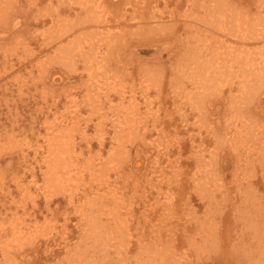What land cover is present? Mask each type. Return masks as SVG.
<instances>
[{
	"label": "rangeland",
	"instance_id": "374dc122",
	"mask_svg": "<svg viewBox=\"0 0 264 264\" xmlns=\"http://www.w3.org/2000/svg\"><path fill=\"white\" fill-rule=\"evenodd\" d=\"M71 1L0 0V264L12 262H14L12 264H70L64 258L65 253L62 252V246L67 241L65 236L70 239L76 234L79 220L77 208L81 203L77 201L76 197H73L74 194L71 195L72 199L69 198L71 201L67 199V193L63 194V191H69L67 186L63 190L59 189V186L44 184L45 158H43L42 152L46 149V143L49 142L50 137L55 134H57L56 139L58 137L59 140L60 138L68 140V146L72 147L70 154L77 161L84 163L88 157L90 158L88 160H90L91 167L88 172L82 173L85 180L79 182L80 186L88 188L90 185L94 188L98 187L101 182L103 185V181H105L103 186L100 185L106 189L108 195L114 194V191L122 195L115 198H118L120 202L118 200L117 203H115L116 200L113 201L114 208H119L116 210L120 212L118 218L121 219L117 220L114 226L118 230L114 229V235H111L113 240L109 239L111 242H107L109 247L111 246V250H108L109 253L104 251L102 254H97L96 259L91 258L87 252L82 253L83 264H125L128 263V259L133 260L135 258L133 257L134 254L137 255L136 258L141 260L144 257L143 264L147 260L149 261V258L151 260L149 264H157L159 261L161 263L163 261L162 264H238V253L230 246L239 227V221L235 215V209H237L235 204H237L236 192L242 188L235 183L237 179H242L245 176L243 179L245 185L243 186H247L248 179L253 181L255 178L259 182L258 200L262 201L264 199V174H262L264 170L258 167L257 158L254 160L253 157H250L251 165L249 167L257 165L256 170H252L254 177L246 176L250 171L244 175L239 173V175L234 168L235 154L228 145V135H225L224 131H232L234 125L238 123V120L235 122L236 119H247L250 115L251 131L242 135L248 141V145L251 143V139L256 133L252 131L253 125L255 127L256 122L259 121V123L264 124V87L260 86V90L254 92V95L251 96L253 100L248 106L237 108V110L236 108L230 109L231 104L229 103H238L239 99L236 98L232 101L231 95L235 91L229 90L226 80L220 83V79H218L216 84L220 83V90H212L213 92L209 91L208 94L203 85L204 90H198L203 93H200L201 99L198 98L200 94L197 90L189 95H184V90H188L185 85L189 84L188 77H197L201 74L197 71L194 72L192 65L188 64V62L196 60V56L193 57L194 45L201 39L196 36L207 35L210 39L208 41L212 45H215L218 38L221 40L223 38L222 41L225 42H222L223 45L221 44V46L227 45L230 49L232 42L236 47H240L238 42L235 43L236 40L239 41L240 34L237 37L238 31L234 28L228 30L229 33H225L218 32L211 26L210 28L206 27L207 24L201 20V17L205 16L202 0H99V2L98 0H91L90 4L95 5L97 2L102 5L103 11L101 10V12L103 14L99 13L101 16L96 13L93 16L91 13L89 15L85 9H81V0H75V4ZM4 5L7 11H2ZM247 7L248 11L255 15L254 17L257 16V26L259 28L264 27V0H262L261 6L254 0H241L238 4V8L241 9L240 12L246 10ZM259 7L260 9H258ZM87 14L92 19L84 18L85 15L89 17ZM150 15L152 19H150ZM98 16H100L101 21H96L99 19ZM60 22L63 24L60 25ZM154 24L156 25L153 26ZM94 29L97 32L101 31V33L97 34ZM204 29L208 30L205 31ZM84 30L86 34L83 32ZM104 31L106 32L103 33ZM90 32L96 34H92L93 37L104 35L103 38H110L111 42L109 39L107 40L109 42L105 40L102 42L100 39V41L94 40V38L91 40ZM233 32L236 33V36ZM115 33L118 36H115ZM78 35H82L81 38L85 37L86 40L84 38H82L83 41L78 39L80 38L77 37ZM230 36L235 41H232ZM196 38L199 40L197 41ZM167 41H169L168 46L164 44ZM104 42L108 44L105 45ZM255 45L259 48L264 46L262 42H257ZM106 47H108V50L106 49L107 54L104 50ZM257 47L254 50L255 55L259 51L264 52ZM93 48L98 51L97 54ZM60 50L63 52H61L62 55ZM93 52L95 53L92 55ZM100 52L105 54H103L104 58ZM190 52L192 55L189 54ZM83 53L85 54L83 55ZM245 53L247 52L245 51ZM200 59H204V57L202 56ZM221 61L223 62L224 59ZM252 61L253 58H245V56L242 59L237 58L235 59L237 64L231 66L230 71H236L245 62L250 63ZM186 64L190 68L185 66ZM223 67L224 70H228L227 64H224ZM175 68L177 72L174 70ZM197 68L196 70L199 69ZM179 69L181 70L179 71ZM94 71L96 72L94 73ZM144 74L146 75L144 76ZM173 76L174 78H172ZM153 78L159 79L157 80L158 87L153 85L157 82ZM96 81L98 84L103 81L104 85L103 83L102 86L98 85ZM147 84L150 85L147 86ZM154 87L157 88V91ZM179 91L181 94L178 93ZM93 95H96V100H92ZM114 105L115 109L112 108ZM127 105L133 106L131 111L129 107H126ZM259 106L262 112L259 111ZM255 110L261 114H254ZM87 115H90V119ZM115 115L118 117L117 119ZM256 116L259 117V120ZM126 117L127 121H130L129 118L131 121L134 118L132 123L134 122L136 125L138 122V126L134 127L130 123L131 126L129 127ZM99 118L103 120L101 121ZM122 118L125 120L120 122L121 124H117L116 122L121 121L119 119ZM116 124L121 127H117ZM51 125H53L52 127L55 125V128H52ZM118 128L124 133L119 134ZM125 128L128 132L125 131ZM150 128L151 130H149ZM131 130L135 133L133 134L134 138ZM59 134L62 137H59ZM117 134L119 135L116 136ZM128 139L131 141L134 139V141L130 144ZM143 142H148L149 148L143 145ZM223 142L228 143L223 144ZM44 146L46 147L44 148ZM113 148H117L116 151ZM119 148L122 150L120 151ZM108 149L112 151L109 152ZM207 149L214 152L210 155ZM117 150L121 153H118ZM123 150L127 152L122 154ZM200 156L204 157H202V161L197 162L196 157ZM165 159H168L169 162ZM204 159L205 161L209 160L211 164H205V173L200 171ZM115 163L118 165L112 167ZM174 170L177 177L172 174ZM89 173L94 178L88 179ZM201 178L204 180V191H202L203 187L198 184L203 181ZM106 184L107 186H105ZM74 186L71 184V192H74L76 187ZM160 189L161 194L158 192ZM102 195L106 196V194ZM154 195L158 204L153 202L155 201ZM81 199L83 203V197ZM105 199L100 200L105 202L103 201ZM161 199L162 201H159ZM121 201L123 204L119 206ZM107 204L111 206V202ZM154 204L156 206L152 207ZM160 205L167 209H161ZM184 206L190 208L185 207V209ZM206 207L207 209H205ZM187 209L190 210L187 211ZM167 211L171 213L169 214ZM165 213L169 217L167 214L164 215ZM204 213L207 215L214 214V217L211 216L212 221L207 223L216 226L213 234L216 236L213 237H217L216 240H219L221 245L215 243L216 245L209 246L202 251V249L196 248L198 245L196 247L191 245L189 237L192 238V235L197 237L198 232V225L195 229V225L191 224L192 219H196L195 216L203 219ZM166 216L169 219L165 218ZM122 219L125 221L122 222ZM189 220L192 221L187 222ZM119 222L120 224L122 222L121 226ZM151 222L155 223L152 224ZM103 223H107L106 220H103ZM150 223L157 230L151 228ZM17 229L23 233L19 237L20 239L14 235L18 231ZM148 229H150L151 235ZM120 231L126 234H122V238L121 236L117 238L119 234L121 235ZM50 236L52 239L48 240ZM167 236L169 237L167 238ZM116 241H120L121 245L118 242L119 246H117ZM125 241L128 243L126 244L127 249L124 245ZM140 243L143 244L140 245ZM226 243L228 247H226ZM152 244L156 247L159 246L158 250L154 246L153 249L149 247ZM144 245H148V247H144ZM199 245L202 244L199 243ZM115 246L119 251L117 248H115L117 250L113 248ZM166 246H168V252L162 251L161 249L164 250ZM151 249L152 255H149ZM114 254L116 256L121 255V258L119 256L117 259Z\"/></svg>",
	"mask_w": 264,
	"mask_h": 264
},
{
	"label": "bare ground",
	"instance_id": "6f19581e",
	"mask_svg": "<svg viewBox=\"0 0 264 264\" xmlns=\"http://www.w3.org/2000/svg\"><path fill=\"white\" fill-rule=\"evenodd\" d=\"M73 1V3H74V1L75 0H72ZM71 1V2H72ZM82 1V6L80 5V7H81V9H85V11H87L88 12V14L90 15V13H91V15L93 16V15H95V13L96 14H99V13H102L103 14V12H101V10H102V5L101 4H98L97 2H96V4L95 5H93V4H90L89 2H92L91 0H81ZM239 1V2H238ZM240 1L241 0H202V3L204 4V8H203V10H204V14H205V16L204 17H201V20H203L204 21V24H207V26L206 27H209L210 28V26H211V28L213 29H215L216 31H218V32H225V33H229V31L228 30H230V29H235L236 31H238L237 32V37H238V35L240 34V38L242 39V40H244V41H242L240 38H239V41H235L231 36V40L232 41H235V43H237L238 42V44H239V46L240 47H236L235 45H234V43L232 42V45H231V47H230V49H229V47L227 46V45H224L223 47L221 46V44H222V42L224 43L225 41H222L223 40V38H222V40L221 39H217V41L215 42V45H212L209 41H208V39H209V37L207 36V35H198V36H196V37H200L201 39L199 40L198 38H196V40L198 41V43H195V45H194V47H195V49H194V52H193V57L194 56H196L195 58H196V60H194V61H190V62H188V64L189 65H192L191 67H193L194 68V72L195 71H197V72H199V73H201L199 76H195V77H192V78H190V77H188L189 78V84H191L192 85V87H191V85L189 86V84H185L186 85V87L188 88V90L186 89V90H184V95H189V94H193L194 93V91H198V90H200V89H202V91L204 90V88H203V85H204V87H205V90H206V93L208 94V92L209 91H211V92H213V91H217V90H220V87H219V84L221 83V81H223V80H226L227 81V86L229 87V90H232L234 93L231 95V99H232V101H234L236 98L237 99H239L238 101V103L236 102V103H234L233 104V102L232 103H229V104H231L230 105V109L232 108V110H234L235 108H236V110H237V108L239 109L240 107L242 108V107H246V106H248V104L253 100V98L251 99V96H253L254 95V92L256 93V91L257 90H260V86H263L264 87V52H257L258 54L257 55H255L254 53V50H255V48L257 47L256 45H255V43L257 44V42H262L263 44H264V27H258L257 25H258V23H256V17H254L255 15H253V13H251V11H248L249 9H248V7H247V9L246 10H244V11H242V12H240V10L241 9H239L238 8V4L240 3ZM69 2H70V0H69ZM98 2H99V0H98ZM188 2V1H187ZM254 2H257V4L259 5V6H261V2H262V0H254ZM72 3V4H73ZM238 3V4H237ZM51 4V3H50ZM75 4V3H74ZM7 5V4H6ZM106 5V4H105ZM200 6H203V5H200ZM8 7V6H7ZM152 7V6H151ZM2 8V7H1ZM3 8H4V10H2V11H7L6 10V8H5V5L3 6ZM11 8V7H10ZM202 8V7H201ZM237 8H238V10H237ZM258 9H260V7L258 8ZM9 10V9H8ZM77 10V9H76ZM91 11V12H90ZM93 11V12H92ZM103 11V10H102ZM77 12V11H76ZM86 12V13H87ZM134 13V12H133ZM2 14V13H1ZM4 14H7V13H4ZM3 14V15H4ZM76 14V13H75ZM87 14V15H88ZM258 14V13H257ZM2 15V16H3ZM88 15V16H89ZM100 15V14H99ZM107 15V14H106ZM262 15V14H261ZM1 16V15H0ZM101 16V15H100ZM100 16H98L99 17V19H97L96 21H98V20H100ZM153 16V15H152ZM61 17V16H60ZM83 17V16H82ZM98 17H95V18H98ZM103 17H104V15H103ZM110 17V16H109ZM141 17H143V16H141ZM84 18H91L90 16L89 17H87L86 15H85V17ZM121 18V17H120ZM119 18V19H120ZM133 18H135V17H133ZM148 18V17H147ZM83 19V18H82ZM92 19V18H91ZM142 19H144V18H142ZM150 19H152L151 18V15H150ZM150 19H148V20H150ZM156 19V18H155ZM258 19V18H257ZM63 20V19H62ZM132 20V19H131ZM259 20V19H258ZM257 20V21H258ZM83 21V20H82ZM89 21H90V19H89ZM88 21V22H89ZM101 21V20H100ZM104 21V20H103ZM147 21V20H146ZM264 21V20H263ZM2 22V21H1ZM65 22H67L66 20H65ZM71 22V21H70ZM105 22V21H104ZM149 22V21H148ZM202 22V21H201ZM68 23V22H67ZM77 23H78V21H77ZM58 24V23H57ZM60 25H62L61 24V22L59 23ZM93 24H94V22H93ZM96 24V23H95ZM98 24V23H97ZM152 24V23H151ZM164 24V23H163ZM261 24H262V22H261ZM264 24V23H263ZM53 25V24H52ZM71 25V24H70ZM86 25H88V24H86ZM156 24H154L153 26H155ZM14 26V25H13ZM72 26H73V23H72ZM75 26V25H74ZM6 27V26H5ZM53 27V26H52ZM166 27V26H165ZM205 27V26H204ZM89 28V27H88ZM145 28V27H144ZM148 28V27H147ZM156 28H157V26H156ZM155 28V29H156ZM90 29V28H89ZM142 29V28H141ZM160 26H159V31H160ZM53 30V29H52ZM71 30V29H70ZM96 29H94V31H95ZM98 30H100V29H98ZM143 30V29H142ZM141 30V32H143ZM157 30V29H156ZM205 30V29H204ZM208 30V29H207ZM207 30H205V31H207ZM59 31V30H58ZM61 31V30H60ZM63 31V30H62ZM66 31V30H65ZM88 31V30H87ZM92 31H93V29H92ZM103 31V30H102ZM116 31V30H115ZM118 31V30H117ZM140 31V30H139ZM144 31H147V33L149 32L148 30H144ZM67 32V31H66ZM65 32V33H66ZM84 33H85V30L83 31ZM97 34L98 33H101V31L100 32H97V31H95ZM106 31H104L103 33H105ZM140 32V33H141ZM110 33H113V32H110ZM144 33V32H143ZM234 33V32H233ZM263 33V34H262ZM86 34V33H85ZM92 34H95L94 32H92ZM92 34H91V32H90V36H92ZM108 34V33H107ZM116 34V33H115ZM145 34V33H144ZM150 34V33H149ZM222 34V33H221ZM235 34V36H236V33H234ZM96 35V34H95ZM101 35V34H100ZM156 35V34H155ZM56 36V35H55ZM81 36L82 35H78L77 37H80V38H78V39H81L82 40V38H84L85 39V37H82L81 38ZM89 36V37H90ZM102 36V37H101ZM101 36H98V37H96V36H92V38H91V40L94 38V40H102V42H103V40H105V41H107L108 39L110 40V38H108V39H104L103 38V36L104 35H101ZM114 36V35H113ZM115 36H118L117 34L115 35ZM54 37V36H53ZM95 37H96V39H95ZM58 38V37H57ZM73 38V37H72ZM87 38V37H86ZM52 39V38H51ZM75 39H77L76 37H75ZM86 40V39H85ZM88 40H89V38H88ZM88 40H87V42H88ZM99 40V41H100ZM113 40V39H112ZM116 40V39H115ZM121 40V39H120ZM210 40V39H209ZM228 40V39H227ZM50 41V40H49ZM55 41V40H54ZM70 41H71V39H70ZM69 41V42H70ZM74 41V40H73ZM77 41V40H76ZM83 41V40H82ZM98 41V42H99ZM97 42V43H98ZM107 42H109V41H107ZM110 42H111V40H110ZM114 42H116V41H114ZM49 43V42H48ZM72 43V42H71ZM70 43V44H71ZM80 43V42H79ZM86 43V42H85ZM105 43V42H104ZM64 44H66L67 46H68V44L67 43H65L64 42ZM101 44V43H100ZM103 44V43H102ZM106 44H108V43H105V45ZM110 44H112V43H110ZM164 44L165 45H169V41H167V42H164ZM197 44H198V46H197ZM203 44H204V47H203ZM217 44V45H216ZM65 45V46H66ZM113 45V44H112ZM223 45V44H222ZM60 46V45H59ZM96 46V45H95ZM102 46V45H101ZM109 46V45H108ZM111 46V45H110ZM114 46V45H113ZM181 46H183V45H181ZM261 46V45H260ZM46 47V46H45ZM69 47V46H68ZM97 47H99V46H97ZM105 47V46H104ZM189 47V46H188ZM252 48V50H250L251 48ZM95 48V47H94ZM93 48V49H94ZM100 48V47H99ZM110 48H112V46L110 47ZM109 48V49H110ZM259 50H264V46L262 45L261 46V48H259V47H257ZM92 49V50H93ZM106 49L108 50V47H106L104 50L106 51ZM58 50V49H57ZM62 50V49H61ZM60 50V53L62 52ZM67 50V49H66ZM76 50V49H75ZM95 51H96V49H94ZM188 50V49H187ZM192 51H193V49H191ZM190 50V51H191ZM73 51V50H72ZM103 51V50H102ZM101 51V52H102ZM245 51L247 52V53H245ZM69 52V51H68ZM78 52H80V50H78ZM84 52V51H83ZM92 52V51H91ZM100 52V53H101ZM241 52V53H240ZM63 53V52H62ZM62 53H61V55H62ZM86 53V52H85ZM85 53H83V55L85 54ZM95 52H93L92 53V55L94 54ZM98 53V51H96V53L95 54H97ZM108 52L106 51V53L105 54H107ZM187 53V52H186ZM198 53V55H196ZM28 54V53H27ZM82 54V53H81ZM102 54V53H101ZM104 54V53H103ZM102 54V55H103ZM104 54V55H105ZM190 55H192V53L190 52L189 53ZM65 55V54H64ZM104 55H103V58H104ZM187 55H188V53H187ZM30 56V55H29ZM87 56V55H86ZM204 57V59H200V57ZM244 56H245V58H253V61L252 62H250V63H248V62H245L242 66H239V68L236 70V71H230V67L231 66H235L237 63H235V59H242V58H244ZM183 57H185V56H183ZM192 57V58H193ZM63 58V57H62ZM89 58V57H88ZM91 58V57H90ZM102 58V57H101ZM101 58H98V59H101ZM188 58H189V56H188ZM221 59H224V61L222 62L221 61ZM61 61V60H60ZM60 61H59V63H60ZM63 61V60H62ZM90 61H91V59H90ZM90 61H88V62H90ZM188 61V60H187ZM68 62V61H67ZM63 63V62H62ZM65 64V63H64ZM224 64H227L228 65V70L227 69H225L224 70V67H223V65ZM66 65V64H65ZM185 66H187V64L185 65ZM87 67H89V66H87ZM143 67V66H142ZM188 68H190L189 66H187ZM199 69H198V68ZM245 67V68H244ZM103 68V67H102ZM177 68V67H176ZM176 68L174 69V70H176ZM196 68L198 69V70H196ZM227 68V67H226ZM87 69V68H86ZM89 69H91V68H89ZM178 69V68H177ZM183 69V68H182ZM204 69V70H203ZM95 70V69H94ZM173 70V71H174ZM181 69H179V71H180ZM189 70V69H188ZM73 71H74V69H73ZM190 71V70H189ZM93 72V71H92ZM96 71H94V73H95ZM176 72H177V70H176ZM187 72V71H186ZM226 72H228V74H225ZM101 73V72H100ZM149 73H150V71H149ZM183 73V72H182ZM231 73H232V75H231ZM177 74V73H176ZM185 74V73H184ZM44 75V74H43ZM146 74H144V76H145ZM161 75V74H160ZM173 75V74H172ZM185 76V75H184ZM193 76V75H192ZM90 77V76H89ZM94 77V76H93ZM40 78H41V75H40ZM90 78H92V77H90ZM97 78H100V77H97ZM172 78H174V76L172 77ZM176 78V77H175ZM88 79V78H87ZM96 79V78H95ZM94 79V80H95ZM145 79H147V78H145ZM154 80H159L158 78L157 79H155V78H153ZM218 79H220V83L218 82L217 84H216V82L218 81ZM41 80V79H40ZM39 80V81H40ZM53 80H54V78H53ZM59 80V79H58ZM92 80V79H91ZM172 80H174V79H172ZM256 80H258L256 83H254V81H256ZM98 81V80H97ZM96 81V82H97ZM177 81H178V79H177ZM176 81V82H177ZM88 82H89V80H88ZM94 82V81H93ZM105 82H106V80H105ZM152 82H153V80H152ZM151 82V83H152ZM160 82V81H159ZM254 84H253V83ZM103 83V85H104V82L102 81L101 83H99L100 85ZM133 83V82H132ZM156 83V84H155ZM153 85H157L158 84V81L157 82H155ZM97 84H98V82H97ZM98 84V85H99ZM106 84V83H105ZM141 84V83H140ZM145 84V83H144ZM160 84V83H159ZM179 84V83H178ZM148 85H150V84H147V86ZM91 86H92V84H91ZM102 86V85H101ZM100 86V87H101ZM132 86V85H131ZM142 86V85H141ZM147 86H145V87H147ZM151 86H152V84H151ZM178 86V85H177ZM181 86V85H180ZM90 87V86H89ZM108 87V86H107ZM153 87V86H152ZM157 87H158V85H157ZM170 87H171V85H170ZM174 87V86H173ZM115 88V87H114ZM155 88V87H154ZM174 88H176V87H174ZM262 88V87H261ZM97 89V88H96ZM95 89V90H96ZM99 89V88H98ZM108 89V88H107ZM139 89V88H138ZM157 88H155V90H156ZM178 89V88H177ZM176 89V90H177ZM179 89H180V87H179ZM182 89V88H181ZM122 90V89H121ZM149 90V89H148ZM174 90V89H173ZM213 90V91H212ZM101 91V90H100ZM104 91V90H103ZM141 91V90H140ZM146 91V90H145ZM157 91V90H156ZM173 92V91H172ZM172 92H171V94H172ZM210 92V93H211ZM115 93V92H114ZM124 93H126V92H124ZM174 93V92H173ZM178 93H180V91L178 92ZM177 93V94H178ZM195 93H197V92H195ZM198 93L200 94V93H202V92H199L198 91ZM89 94H90V92H89ZM94 94V93H93ZM99 94V93H98ZM117 94V93H116ZM122 94V93H121ZM141 94V93H140ZM181 94V93H180ZM179 94V95H180ZM183 94V93H182ZM203 94V93H202ZM206 94V95H207ZM97 95V94H96ZM95 95V96H96ZM174 95H175V93H174ZM198 95V94H197ZM210 95V94H209ZM256 95V94H255ZM89 95H87V97H88ZM90 96H92L91 94H90ZM89 96V97H90ZM95 96L93 95V99L92 100H96L95 99ZM104 96V95H103ZM124 96V95H123ZM195 96V95H194ZM101 97V96H100ZM227 97V96H226ZM86 98V97H85ZM97 99H98V97H96ZM178 98V97H177ZM176 98V99H177ZM198 98L199 99H201V94L200 95H198ZM90 99V98H89ZM109 99V98H108ZM146 99V98H145ZM159 99V98H158ZM195 99V98H194ZM256 99V98H255ZM99 100V99H98ZM97 100V101H98ZM106 100V99H105ZM191 100V99H190ZM197 100V99H196ZM195 100V101H196ZM96 101V103H97V105H98V102ZM106 101H108V100H106ZM183 101V100H182ZM247 101H249V102H247ZM147 102V101H146ZM150 102V101H149ZM180 102H181V100H180ZM95 103V102H94ZM95 103V104H96ZM148 103V102H147ZM91 104H93V103H91ZM102 104V103H101ZM264 104V103H263ZM94 105V104H93ZM97 105H95V106H97ZM116 105V104H115ZM115 105H114V107L112 106V108H114L115 109ZM121 105H122V103H121ZM131 105H133V104H131ZM148 105V104H147ZM151 105V104H150ZM7 106V105H6ZM107 107H108V105H106ZM262 106V105H261ZM118 107V106H117ZM127 108L129 107V105H127L126 106ZM132 107L133 106H131V107H129L130 108V111H131V109H132ZM135 107H136V105H135ZM134 107V108H135ZM110 108V107H109ZM137 108V107H136ZM149 108V107H148ZM75 109V108H74ZM92 109V108H91ZM122 110L124 109V107L123 108H121ZM150 109V108H149ZM148 109V110H149ZM199 109V108H198ZM258 109H259V111H261V107L259 106L258 107ZM133 110H135V109H133ZM147 110V109H146ZM98 111V110H97ZM114 111V110H113ZM121 111V110H120ZM136 111V110H135ZM134 111V112H135ZM258 110H257V112H256V110L254 111L255 113L254 114H261V112H259ZM137 112V111H136ZM135 112V113H136ZM143 112V111H142ZM92 113V112H91ZM94 113V112H93ZM131 113V112H130ZM132 113H133V111H132ZM149 113V112H148ZM147 113V114H148ZM115 114V113H114ZM117 114H119V112H117ZM90 115H92V114H90ZM90 115H87V117H88V119H90ZM123 115H125V114H123ZM129 115V114H128ZM139 115V114H138ZM145 115H146V112H145ZM237 115V114H236ZM235 115V116H236ZM96 116V115H95ZM119 116V115H118ZM122 116V115H121ZM142 116V115H141ZM148 116H149V114H148ZM148 116H145V117H148ZM92 117V116H91ZM107 117V116H106ZM120 117V116H119ZM129 117H130V115H129ZM234 117V116H233ZM115 118L117 119L118 117L115 115ZM124 118V117H123ZM119 119V120H121V121H119V122H116L117 124H119L120 122H122L123 120H125V119ZM153 118V117H152ZM151 118V119H152ZM236 118V117H235ZM242 118V117H241ZM256 118H258L257 120H259V117L258 116H256ZM73 119H74V117H73ZM87 119V120H88ZM100 119V118H99ZM130 119V121H131V118H129ZM134 119V118H133ZM133 119H132V121H133ZM249 119H250V115H249V117H247V119L245 118V119H240V118H238V119H236L235 120V122L237 121L238 123L236 124V125H234V127L232 128L233 130L232 131H227V130H225L224 131V133H225V135H228V142H223V144H225V143H228V145H229V147L232 149L231 151H233V153L235 154V161H234V163H235V166H234V168H235V170L236 171H238V174L240 173H242L243 175L244 174H246V173H248V171H250V173H248V174H246V176H248L249 178H250V175L252 176V177H254L253 176V172H252V170H256V167H257V165H255V166H250L249 167V165H251L250 164V157L252 158L253 157V159L255 160V158H257L258 159V167H260L261 168V170H264V124H261V123H257L256 122V125H255V127H254V125H253V127H252V131H253V133L254 132H256L255 134H254V136H253V138L251 139V143L248 145L247 144V142L248 141H246V139L244 138V133L245 132H250L251 131V125H250V121H249ZM253 119V118H252ZM101 121L103 120V119H100ZM113 120H115V119H113ZM135 120V119H134ZM156 120V119H155ZM155 120H154V122H155ZM95 121V120H94ZM126 121H127V117H126ZM129 120L127 121V123H129L128 125H129V127L131 126V124L130 123H132V121L130 122ZM140 121V120H139ZM256 121V120H255ZM262 121V120H261ZM62 122V121H61ZM115 122H114V124H115ZM137 122V121H136ZM253 122V121H252ZM113 123V122H112ZM157 123V122H156ZM117 124H116V126H117ZM121 124V123H120ZM124 124V123H123ZM138 124V122L136 123V125ZM162 124V123H161ZM76 125V124H75ZM132 125H134V122L132 123ZM136 125H134V127L136 126ZM209 125V124H208ZM53 125H51V127H52ZM102 125H101V123H100V127H101ZM113 126V125H112ZM123 126V125H122ZM138 126V125H137ZM136 126V127H137ZM154 126V125H153ZM163 126V125H162ZM67 127V126H66ZM78 127V126H77ZM99 127V126H98ZM99 127V128H100ZM117 127H121L120 125H118ZM133 127V129H135ZM150 127H152V126H150ZM52 128H55V125H54V127H52ZM59 128V127H58ZM123 128H124V126H123ZM122 128V129H123ZM64 129V128H63ZM132 129V128H131ZM132 129V130H133ZM154 129V128H153ZM159 129V128H158ZM56 130V129H55ZM98 130V129H97ZM99 130H101V129H99ZM118 130H119V128H118ZM117 130V131H118ZM132 130H131V132H132ZM137 130V129H136ZM149 130H151V128L149 129ZM149 130H147V131H149ZM160 130V129H159ZM50 131H51V129H50ZM77 131V130H76ZM116 131V132H117ZM125 131H127V129L125 128ZM212 131V130H211ZM58 132H61V131H58ZM65 132V131H64ZM75 132V131H74ZM104 132V131H103ZM122 132V130L120 131L119 130V134ZM128 132V131H127ZM137 132H138V130H137ZM136 132V133H137ZM150 132V131H149ZM83 133V132H82ZM115 133V132H114ZM122 133H124V132H122ZM61 134V133H60ZM59 134V137H62L61 135ZM119 134H117L116 136H118ZM133 134H135L134 132H132V137L134 138V136H133ZM213 134V133H212ZM243 134V135H242ZM56 135L57 134H55V135H52L51 137H50V139L48 140L49 142L48 143H46V145H47V147L46 146H44V148L46 147V149H44L43 150V154H44V156H43V158H45V164H44V166H45V170H44V184L45 185H47V186H53V185H55V186H59V189H63L64 190V187H66L67 186V188L69 189V191H63V194L64 193H67L66 194V197H68L67 199H72V197H71V195L72 194H74V196L73 197H76V199H77V201L78 202H80L81 204H79V206H78V208H77V212H78V217H79V220H78V228H77V231H76V234H74L73 236L74 237H72V238H70V239H68V236H65V238L67 239V241L63 244V246H62V252L63 253H65V256H64V258H66V260H67V262L69 261L70 262V264H83V262H82V259H81V255H82V253H88L89 254V256L91 257V258H93V259H96V256H97V254H102L104 251H107L108 252V250L111 248V246L109 247V245L107 244V242L109 241V239H112L111 238V235H114V232H115V230L114 229H117V228H114V226H115V224L117 223V220H119V219H121V218H118L120 215V212L119 211H117L116 210V208H114V204H113V201L114 200H116V202L115 203H117V200L120 202V200L117 198V199H115L116 197H121L122 195H121V193H115V191H114V194H110V195H108L107 193V191H105L106 189H104L102 186L106 183L105 181H103L104 182V184L102 185L101 183H99L98 184V187H94V188H92V186H90L89 185V187L87 188V187H83V186H80V184H79V182H81V181H84L85 180V177L83 176L82 177V173L83 172H88L89 171V169H90V160H88V158H87V161H84V163H81V162H79V161H77L74 157H72L71 156V154H70V152H71V146H68V140H65V139H62V138H60V140L58 139V137H57V139H56ZM126 135V134H125ZM129 135V134H128ZM137 135V134H136ZM64 136V135H63ZM115 136V137H116ZM45 137V136H44ZM125 137V136H124ZM156 137V136H155ZM68 138H69V136H68ZM126 138V137H125ZM128 138H130V137H128ZM137 138V137H136ZM158 139H159V137H157ZM156 138V139H157ZM84 139V138H83ZM131 139V138H130ZM130 139H128V140H130ZM143 139V138H142ZM141 139V140H142ZM45 140V139H44ZM70 140V139H69ZM101 140V139H100ZM99 140V141H100ZM123 140V139H122ZM125 140H127V138L125 139ZM151 140V139H150ZM154 140H155V138H154ZM154 140H152V141H154ZM72 141V140H71ZM124 141V140H123ZM134 141V139L131 141H129V143L130 142H133ZM222 141V140H221ZM226 141V140H225ZM47 142V141H46ZM73 142V141H72ZM120 142V141H119ZM128 142V141H127ZM101 143V142H100ZM99 143V144H100ZM122 143V142H121ZM124 143V142H123ZM144 144L143 145H146V147L147 148H149L147 145L149 144L148 142H143ZM127 144V143H126ZM131 144V143H130ZM88 145V144H87ZM115 145V144H114ZM114 147V146H113ZM124 147V146H123ZM151 147V146H150ZM160 147V146H159ZM156 148V147H155ZM158 148V147H157ZM114 149V148H113ZM117 149V148H116ZM116 149H114L115 151H116ZM127 149V148H126ZM111 150V149H110ZM119 150H120V148H119ZM122 150V149H121ZM120 150V151H121ZM108 151H109V149H108ZM112 151V150H111ZM111 151H109V152H111ZM118 152V150H117V152L118 153H121V152ZM124 152H122V154L123 153H126L125 152V150H123ZM149 151V150H148ZM156 151H158V149H156ZM207 151H208V154H210L211 155V153H213L212 152V150L211 149H207ZM242 151V152H241ZM73 152V151H72ZM114 152V151H113ZM108 153V152H107ZM117 153V154H118ZM35 154V153H34ZM73 155H74V152L72 153ZM112 154V153H111ZM116 154V153H115ZM158 154V153H157ZM119 156H120V154H118ZM125 155V154H124ZM166 155H167V153H166ZM41 156V155H40ZM144 156V155H143ZM158 156V155H157ZM117 157V156H116ZM120 157H122V156H120ZM119 157V158H120ZM127 157V156H126ZM202 157H204V156H200V157H196L197 159V162H199V161H202ZM259 157V158H258ZM114 158V157H113ZM130 158V157H129ZM166 158H167V156H166ZM169 158V157H168ZM172 158H174V157H172ZM214 158V157H213ZM90 159V158H89ZM157 159V158H156ZM256 159V160H257ZM43 160V159H42ZM76 162H75V161ZM92 160V159H91ZM128 160V159H127ZM165 160H168V159H165ZM109 161H111V160H109ZM153 161V160H152ZM155 161V160H154ZM157 161V160H156ZM253 161V160H252ZM251 161V162H252ZM41 162H43V161H41ZM136 162H139V161H136ZM168 162H169V160H168ZM173 162H174V160H173ZM207 163H209V160H206L205 161V159H204V164H203V167H201V170L200 171H203L204 172V166H205V164H207ZM213 163V162H212ZM253 163V162H252ZM158 164V163H157ZM210 164V163H209ZM256 164V163H255ZM118 164H116L115 163V165L113 164L112 165V167H114V166H117ZM170 165H171V163H170ZM211 165V164H210ZM122 167H124L123 165H121ZM169 166V165H168ZM176 167H177V165H175ZM209 166V165H208ZM85 169H84V168ZM138 167V166H137ZM171 167V166H170ZM117 168V167H116ZM174 169V168H173ZM208 169V168H207ZM85 170V171H84ZM114 170V169H113ZM259 170V169H258ZM115 171V170H114ZM124 171V170H123ZM145 171V170H144ZM147 171V170H146ZM162 171V170H161ZM127 172V171H126ZM234 172V171H233ZM264 172V171H263ZM262 172V174H264ZM116 173V172H115ZM144 173V172H143ZM147 173V172H146ZM161 173V172H160ZM175 173V170H174V172H172V174L175 176L176 174H174ZM205 173V172H204ZM258 173V172H257ZM239 174V175H240ZM256 174V173H255ZM261 174V175H262ZM141 175V173L139 174V176ZM179 175V174H178ZM138 176V175H137ZM166 176H168V175H166ZM126 177V176H125ZM133 177V176H132ZM171 177V176H170ZM176 177H177V175H176ZM255 177H257V176H255ZM263 177H264V175H263ZM92 178H94V176L92 175V174H90L89 173V177H88V179H92ZM115 178V177H114ZM134 179H135V177H133ZM145 178V177H144ZM245 178V176H243V178L242 179H237L236 180V183H235V185H239V187L240 188H242V189H240V190H237V192H236V195H237V200H236V202H237V204H235L236 205V208L237 209H235L236 210V212H235V215H236V217H237V219H238V221H239V227H238V232L236 233L237 235H235V237L233 238V242L231 243V248H233V249H235L236 250V253H238V256H239V259H238V264H264V199L262 200V201H260V200H258V193L260 192V190H259V182L254 178L253 179V181L252 180H249L248 179V184H247V186H243V185H245V180H243ZM160 179V178H159ZM163 179V178H162ZM170 179V178H169ZM168 179V180H169ZM202 179V178H201ZM262 179V178H261ZM128 180V179H127ZM174 180V179H173ZM193 180V179H192ZM203 180V179H202ZM234 180V179H233ZM113 181V180H112ZM139 181V180H138ZM162 181V180H161ZM166 181V180H165ZM201 181V180H200ZM199 181V182H200ZM134 182V181H133ZM136 182V181H135ZM134 182V183H135ZM146 182H147V180H146ZM155 182V181H154ZM263 182H264V179H263ZM166 183H168L167 181H166ZM262 183V182H261ZM71 184L73 185H75L74 187H75V189H76V191H75V189H74V192H71L70 190H71ZM102 186H101V185ZM113 184V183H112ZM144 184V183H143ZM201 187H203L204 186V180L201 182V183H198ZM169 185H171L170 184V182H169ZM181 185V184H180ZM206 185H208V184H206ZM105 186H107V184L105 185ZM114 186V185H113ZM132 186V185H131ZM136 186H137V183H136ZM154 186V185H153ZM167 186V185H166ZM174 186V185H173ZM175 187V186H174ZM217 187V186H216ZM73 188V187H72ZM113 188V187H112ZM119 188V187H118ZM151 188V187H150ZM149 188V189H150ZM181 188V187H180ZM183 188V187H182ZM181 188V189H182ZM103 189V190H102ZM156 189H158V188H156ZM174 189H176V188H174ZM204 189V187L202 188V191H204L203 190ZM115 190V189H114ZM172 190V189H171ZM201 190V189H200ZM111 191V190H110ZM120 191V190H119ZM160 191H161V189L160 190H158V192L160 193ZM201 191V192H202ZM121 192V191H120ZM156 193H157V191H156ZM161 193H162V191H161ZM160 193V194H161ZM183 193V192H182ZM102 194H106V196H103ZM124 194V193H123ZM145 194V193H144ZM203 194V193H202ZM209 194V193H208ZM225 194V193H224ZM108 195V196H107ZM157 195V194H156ZM167 195V194H166ZM215 195V194H214ZM81 197H83V203H82V199H81ZM154 197V199L156 198L155 197V195L153 196ZM169 197H170V195H169ZM206 197V196H205ZM211 197V196H210ZM225 197V196H224ZM264 197V196H263ZM105 199V200H103V201H105V202H101V200L102 199ZM124 198V197H123ZM129 198V197H128ZM142 198V197H141ZM145 198V197H144ZM147 198V197H146ZM69 199V200H70ZM101 199V200H100ZM130 199V198H129ZM128 199V200H129ZM165 199V198H164ZM208 199H210V198H208ZM223 199V198H222ZM107 200V201H106ZM169 200H171V199H169ZM213 200V199H212ZM71 201V200H70ZM131 201V200H130ZM157 201H158V199H157ZM159 201H162V199L161 200H159ZM166 201V200H165ZM223 201V200H222ZM78 202H77V204H78ZM109 202H111V206H110V204H107V203H109ZM118 202V203H119ZM151 202H152V200H151ZM154 203L156 202V199H155V201H153ZM213 202V201H212ZM239 202V203H238ZM33 203V202H32ZM69 203V202H68ZM157 203V202H156ZM165 203V202H164ZM163 203V205H165ZM181 203V202H180ZM72 204H73V201H72ZM76 204V203H75ZM107 204V205H106ZM120 204V205H119ZM118 205L119 206H121V204H123L122 203V201H121V203H119ZM158 204V203H157ZM168 204V203H167ZM239 204V205H238ZM106 205V206H105ZM112 205H113V208H112ZM188 205V204H187ZM208 205H209V203H208ZM208 205H206V206H208ZM234 204H233V207L235 206ZM105 206V207H104ZM122 206H124V205H122ZM140 206V205H139ZM150 207H151V205H149ZM149 206H148V209H149ZM153 206H156V204H154V205H152V207ZM161 206V205H160ZM166 207H167V205H165ZM216 206V205H215ZM225 206V205H224ZM104 207V208H103ZM126 207H128V206H126ZM151 207V208H152ZM162 207V206H161ZM164 207V206H163ZM161 208V209H167V208ZM185 207H187V208H190L189 206H184V208ZM144 208V207H143ZM102 209V210H101ZM117 209H119V208H117ZM170 209H172L171 207H170ZM186 209V208H185ZM192 209V208H191ZM205 209H207V207L205 208ZM209 209H210V207H209ZM216 209V208H215ZM127 210V209H126ZM151 210H153V208L151 209ZM164 210V211H165ZM190 210V209H189ZM188 209H187V211H189ZM222 210V209H221ZM142 211V210H141ZM144 211H146V210H144ZM168 211H170V210H168ZM167 211V212H168ZM187 211H185V212H187ZM217 211V210H216ZM75 212H76V209H75ZM129 212V211H128ZM148 212V211H147ZM146 212V213H147ZM160 212V211H159ZM205 212H207L206 210H205ZM67 213V212H66ZM161 213V212H160ZM169 213V212H168ZM171 213V212H170ZM169 213V214H170ZM188 213V212H187ZM186 213V214H187ZM167 213H165L164 215H166ZM188 214H191V213H188ZM221 214H222V211H221ZM142 215H143V213H142ZM159 216V215H158ZM157 216V217H158ZM167 216H168V214H167ZM165 217V218H167V219H169L168 217ZM203 216V215H202ZM211 216L212 217H214V214L213 215H207V214H205L204 213V218L203 219H201L200 217H196L195 216V218L196 219H192L193 220V222L191 223L192 225H195V229L197 228L196 227V225H198V232H197V237H194L193 235H192V238H191V236L189 237L190 238V242L192 243L191 245L192 246H197L198 245V247H196L197 249H202V251H204L203 249H205V248H207V247H212L215 243L218 245V244H220L221 242L219 241V240H216L217 239V237L216 238H214L213 236H216V235H213L214 233H215V230H216V226L213 224H209V223H207V222H211L212 221V218H211ZM233 216V215H232ZM122 217V216H121ZM142 217V216H141ZM156 217V218H157ZM159 217H161V216H159ZM163 218H164V216H162ZM180 217V216H179ZM178 217V218H179ZM191 217H193V215H191ZM191 217H190V219H191ZM155 218V219H156ZM18 219V218H17ZM77 220V219H76ZM103 220H106V222L107 223H103ZM160 220V219H159ZM163 220V219H162ZM165 221H166V219H164ZM192 220H189V221H187V222H190V221H192ZM18 221V220H17ZM121 221V220H120ZM125 220H123L122 219V222H124ZM216 221V220H215ZM24 222V221H23ZM122 222H121V224H122ZM161 222H163V221H161ZM130 223V222H129ZM152 223V222H151ZM151 223H150V225H151ZM153 223H155V222H153ZM152 223V224H153ZM214 223V222H213ZM121 224H120V222H119V225L121 226ZM164 224V223H163ZM20 225V224H19ZM212 225V226H211ZM217 225V224H216ZM126 226V225H125ZM152 226V225H151ZM173 226V225H172ZM19 227V226H18ZM119 227V226H118ZM127 227V226H126ZM125 227V228H126ZM139 227V226H138ZM155 226H152L151 228H154ZM170 227V229H171V226H169ZM169 227H167V228H169ZM215 227V228H214ZM13 228H15V227H13ZM53 228V227H52ZM136 228V227H135ZM134 228V229H135ZM156 228V227H155ZM154 228V229H155ZM119 229H120V227H119ZM123 229V228H122ZM133 229V230H134ZM166 229V228H165ZM169 229V230H170ZM18 230V229H17ZM112 230H114V231H112ZM118 230V229H117ZM121 230V229H120ZM150 229H148V231H149ZM155 230H157V229H155ZM184 230V229H183ZM13 231V230H12ZM44 231V230H43ZM65 231V230H64ZM125 231H127V230H125ZM136 231V230H135ZM140 231H141V229H140ZM139 231V232H140ZM166 231V230H165ZM121 232V235L119 234L118 235V237L117 238H120V236H121V238H122V234H126V233H123L122 231H120ZM128 232V231H127ZM152 232V231H151ZM168 232V231H167ZM166 232V233H167ZM196 232V231H195ZM130 233V232H129ZM128 233V234H129ZM142 233V232H141ZM158 233V232H157ZM169 233V232H168ZM25 234V233H24ZM116 234V233H115ZM137 234H139V233H137ZM149 234H150V231H149ZM170 235H171V233H169ZM168 234V235H169ZM14 235L17 237V239L21 236V235H23V233L20 231V230H18L17 231V233H14ZM44 235V234H43ZM151 235V234H150ZM158 235V234H157ZM169 235V236H170ZM187 235H188V233H187ZM190 235V234H189ZM47 236V235H46ZM136 236V235H135ZM135 236H134V238H135ZM142 236V235H141ZM169 236H167V238L169 237ZM113 237V236H112ZM123 237H126V236H124L123 235ZM137 237H139V236H137ZM136 237V238H137ZM159 237V236H158ZM26 238V237H25ZM129 238V237H128ZM140 238V237H139ZM171 238H172V236H171ZM170 238V239H171ZM20 239V238H19ZM27 239V238H26ZM29 240H30V238H28ZM52 239V237L50 236V238H48V240H51ZM124 239V238H123ZM123 239H121V241L123 242ZM127 239V238H126ZM125 239V240H126ZM143 239H144V237H143ZM14 240V239H13ZM63 240V239H62ZM113 240V239H112ZM115 240H117V239H115ZM136 240V239H135ZM159 241H160V239H159ZM172 241V240H171ZM32 242V241H31ZM109 242H111V241H109ZM113 242V241H112ZM117 242V241H116ZM119 243H120V245H121V242L120 241H118ZM117 242V243H118ZM141 242H142V240H141ZM189 242V241H188ZM119 243L118 244H116L117 246H119ZM136 243H139V242H136ZM145 243V242H144ZM153 243V242H152ZM157 243V242H156ZM169 243H170V240H169ZM172 243V242H171ZM187 243V242H186ZM199 243H201L202 245H199ZM126 244H128V243H126V241L124 242V245L126 246ZM143 243H140V245H142ZM146 244V243H145ZM149 244V243H148ZM154 244V243H153ZM152 244V246L151 245H149V247H152V249H153V245ZM163 244V243H162ZM166 244H167V242H166ZM215 244V245H216ZM7 246H10V245H8V244H6ZM115 245V244H114ZM164 246H165V244H163ZM168 245V244H167ZM170 245H172V244H170ZM221 245V244H220ZM146 245H144V247H145ZM188 246H190V245H188ZM140 247V246H139ZM146 247H148V245L146 246ZM154 247H156V246H154ZM168 246H166V248H167ZM200 247V248H199ZM226 247H228V244L226 243ZM114 249L115 248H117L116 246L115 247H113ZM112 248V249H113ZM122 248V247H121ZM143 248V247H142ZM157 248V250H158V248H159V246L158 247H156ZM162 248H164V247H162ZM165 248V249H166ZM191 248V247H190ZM118 249V248H117ZM117 249H115V250H117ZM126 249H127V246H126ZM152 249L150 250V252H149V255H152L151 253H152ZM161 249V248H160ZM163 250V249H161L162 251H164V252H166L167 250H168V248L166 249V250ZM169 249H170V247H169ZM194 249V248H193ZM220 249V248H219ZM111 250V249H110ZM141 250V249H140ZM145 250V249H144ZM117 251H119V249L117 250ZM147 251H148V248H147V250L145 251L146 253H147ZM122 252H125V251H122ZM168 252V251H167ZM172 252V251H171ZM207 252H209V251H207ZM227 252H228V250H227ZM234 252V251H233ZM109 253V252H108ZM114 253H115V251H114ZM141 253V252H140ZM159 253H160V250H159ZM178 253H179V251H178ZM196 253V252H195ZM75 254H76V256H75ZM120 254V253H119ZM172 254V253H171ZM185 254V253H184ZM3 255V254H2ZM142 255V254H141ZM162 255H163V253H162ZM114 256H116L115 254H114ZM120 256V258H121V255H119ZM119 256L117 255L116 257H117V259L119 258ZM136 256L137 255H133V257H135L133 260H131V259H128V263H125V264H143V262H142V260L144 259V257H143V259L141 260L140 258H136ZM169 256V255H168ZM182 256H184L183 254H182ZM196 256V255H195ZM146 257V256H145ZM147 257H149V256H147ZM171 257V256H170ZM89 258V257H88ZM132 258V257H131ZM142 258V257H141ZM165 258V257H164ZM195 258V257H194ZM4 259V258H3ZM8 259H10L9 257H8ZM86 259V258H85ZM148 259V258H147ZM153 259V258H152ZM168 260L167 261H169V258H167ZM173 259V258H172ZM120 260H122V259H120ZM123 260H126V259H123ZM4 261V260H3ZM13 261H14V259H13ZM61 261V260H60ZM84 261H86V260H84ZM144 261V260H143ZM146 261V260H145ZM148 261V260H147ZM147 261L145 262L146 264H149L150 262H151V260H150V258H149V261H148V263H147ZM156 262V261H155ZM5 263V262H4ZM8 263H9V260H8ZM12 263H14V262H12ZM12 263H10V264H12ZM144 263V264H145ZM153 263V262H152ZM158 263H161V261H159V262H157V264ZM162 263H163V261H162ZM161 263V264H162ZM6 264V263H5ZM100 264V263H99ZM124 264V263H123ZM167 264V263H166ZM170 264V263H169ZM173 264V263H172Z\"/></svg>",
	"mask_w": 264,
	"mask_h": 264
}]
</instances>
